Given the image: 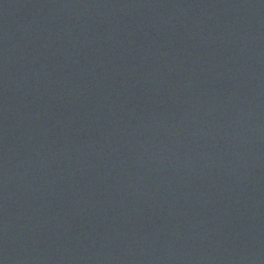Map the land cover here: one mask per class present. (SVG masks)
Segmentation results:
<instances>
[{"label": "water", "instance_id": "obj_1", "mask_svg": "<svg viewBox=\"0 0 264 264\" xmlns=\"http://www.w3.org/2000/svg\"><path fill=\"white\" fill-rule=\"evenodd\" d=\"M0 264H264V0H0Z\"/></svg>", "mask_w": 264, "mask_h": 264}]
</instances>
